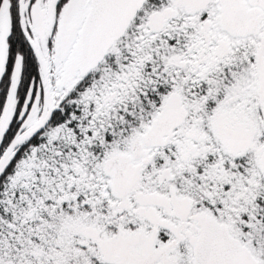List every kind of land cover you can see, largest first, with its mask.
<instances>
[{"label": "snow or ice", "instance_id": "6c2138e0", "mask_svg": "<svg viewBox=\"0 0 264 264\" xmlns=\"http://www.w3.org/2000/svg\"><path fill=\"white\" fill-rule=\"evenodd\" d=\"M0 264H264V0H0Z\"/></svg>", "mask_w": 264, "mask_h": 264}]
</instances>
